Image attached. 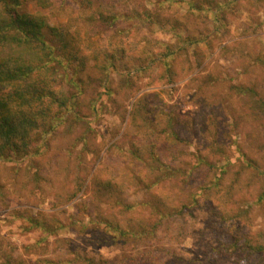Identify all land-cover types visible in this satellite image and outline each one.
<instances>
[{"label": "rangeland", "instance_id": "obj_1", "mask_svg": "<svg viewBox=\"0 0 264 264\" xmlns=\"http://www.w3.org/2000/svg\"><path fill=\"white\" fill-rule=\"evenodd\" d=\"M46 1L0 2L6 30L44 22L70 100L0 157V264H239L228 222L264 234V0Z\"/></svg>", "mask_w": 264, "mask_h": 264}, {"label": "trees", "instance_id": "obj_2", "mask_svg": "<svg viewBox=\"0 0 264 264\" xmlns=\"http://www.w3.org/2000/svg\"><path fill=\"white\" fill-rule=\"evenodd\" d=\"M0 2L6 5V10L9 7L15 9L18 5L11 0ZM39 2L45 4L47 1ZM23 19V16H18L12 20L15 31L6 30L12 24L0 26V157L9 155V152L24 150L28 146L27 138L34 131L44 129L50 122L49 118L65 109L70 101L54 90L46 89L51 88L55 72V69L48 67L50 59L57 58L55 51L46 46L44 41L40 42V46L37 44L44 22L42 24L40 20L37 26L30 22L18 35L19 28L24 24ZM47 99L51 104L44 106ZM166 210L171 212L165 215L175 211ZM219 213L225 214L221 211ZM228 224L232 233L224 234L230 238L228 242L223 241L222 245L226 253H240L237 263H246L245 254L264 253V234L252 239L248 230L238 231L234 228L237 227L234 220L231 219Z\"/></svg>", "mask_w": 264, "mask_h": 264}]
</instances>
